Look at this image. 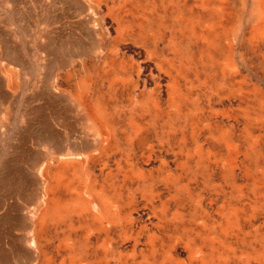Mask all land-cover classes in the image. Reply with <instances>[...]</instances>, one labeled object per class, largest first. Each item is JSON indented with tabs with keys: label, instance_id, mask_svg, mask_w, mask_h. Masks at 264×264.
Wrapping results in <instances>:
<instances>
[{
	"label": "rangeland",
	"instance_id": "1",
	"mask_svg": "<svg viewBox=\"0 0 264 264\" xmlns=\"http://www.w3.org/2000/svg\"><path fill=\"white\" fill-rule=\"evenodd\" d=\"M6 163L0 264H264V0H0Z\"/></svg>",
	"mask_w": 264,
	"mask_h": 264
},
{
	"label": "crops",
	"instance_id": "2",
	"mask_svg": "<svg viewBox=\"0 0 264 264\" xmlns=\"http://www.w3.org/2000/svg\"><path fill=\"white\" fill-rule=\"evenodd\" d=\"M79 8L82 9L80 3ZM47 135L43 138V144L47 146ZM55 138V137H54ZM55 140V139H54ZM50 148H52L50 146ZM49 148V149H50ZM27 160L31 163L30 166H40L42 163V160L44 158V155L40 154L39 152L36 153L35 151H27ZM75 153L76 150H73ZM72 153V154H74ZM11 168L9 163H6L4 168L0 171V195L3 193V187H9L10 189H15L18 191L17 198L14 200L11 199L12 202L19 201L21 204L19 208H25V204L29 205L31 201H37L39 196V181L33 177L32 179V187H28V184L25 185V179L27 178V175L21 172H17L15 169ZM63 167H59L56 169L58 171L59 176L61 177L63 175L62 170ZM44 169V170H43ZM43 174H47V171L49 170L51 172V169L48 168L47 164L42 167ZM57 173V172H56ZM8 204L6 205V209L3 211V217H2V223L5 224V226L9 229L10 233H12V230L14 228H18L20 226H24L22 224L23 222H20V218H23L20 214L21 210L18 208L15 210V206H11L10 200H5ZM3 202V200H2ZM28 203V204H27ZM8 238V237H7ZM9 248L13 247L12 244H9L7 242ZM25 248V247H22Z\"/></svg>",
	"mask_w": 264,
	"mask_h": 264
}]
</instances>
